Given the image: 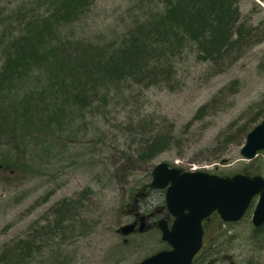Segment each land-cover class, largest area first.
Instances as JSON below:
<instances>
[{"label": "rangeland", "instance_id": "1", "mask_svg": "<svg viewBox=\"0 0 264 264\" xmlns=\"http://www.w3.org/2000/svg\"><path fill=\"white\" fill-rule=\"evenodd\" d=\"M26 1L32 2L0 0V7L19 8ZM139 4L138 0H93L89 11L64 32L92 42H118L141 15ZM157 4L159 0H154ZM240 9L244 20L264 23V0H243ZM263 57L264 41L220 70L190 54L180 62L171 85L133 87L118 96L111 93L109 106L101 108L97 103L86 115L78 113L84 118L65 131L70 135L63 139L65 147L53 145L47 154L34 149L25 169L0 166V253L6 245L26 238L41 246L26 264H136L165 247L159 233L125 236L118 231L136 215L133 205L140 204L134 198L145 193L157 164L219 175H264V151L252 160L243 159L240 150L246 137L227 138L239 126L250 123L253 128L264 119L263 114L251 122L264 106ZM236 79L238 83L223 90ZM202 105L206 107L198 114ZM150 124L172 141L149 160H141L138 149ZM70 200L75 201L79 222L73 229L63 224L64 229L61 226L54 233L56 209ZM255 204L256 200L237 222H225L216 214L205 223L204 248L210 262L264 264V248L250 239ZM148 207L144 213L160 210L151 203ZM210 246L212 254H208ZM201 262L199 257L196 264Z\"/></svg>", "mask_w": 264, "mask_h": 264}, {"label": "trees", "instance_id": "2", "mask_svg": "<svg viewBox=\"0 0 264 264\" xmlns=\"http://www.w3.org/2000/svg\"><path fill=\"white\" fill-rule=\"evenodd\" d=\"M138 1L141 15L115 43L73 38L64 32L89 11L93 0H32L19 8L0 7V166L25 169L34 149L47 154L53 145L65 147V131L84 118L78 113L86 115L97 103L109 106L111 93L171 85L180 62L190 54L220 70L264 41V23L243 19V0H159V5L154 0ZM263 114L264 106L251 122ZM249 125L233 128L227 138H245ZM149 131L138 149L141 160H149L172 141L153 124ZM63 202L56 209L54 233L63 224L73 229L79 222L75 201ZM250 239L264 248V226H253ZM5 247L0 264H26L41 246L24 238ZM213 249L208 247V254Z\"/></svg>", "mask_w": 264, "mask_h": 264}, {"label": "water", "instance_id": "3", "mask_svg": "<svg viewBox=\"0 0 264 264\" xmlns=\"http://www.w3.org/2000/svg\"><path fill=\"white\" fill-rule=\"evenodd\" d=\"M262 151L264 119L248 131L240 154L243 159L252 160ZM150 186L166 189L165 202L174 220L169 226L163 218L159 225L162 240L169 248L136 264H193L203 245V221L214 212H218L225 222L239 221L254 199L252 223L256 228L264 225V176L261 174L221 176L204 170L183 171L161 162L153 169ZM135 226V223H128L118 231L127 235L135 230Z\"/></svg>", "mask_w": 264, "mask_h": 264}, {"label": "flooded vegetation", "instance_id": "4", "mask_svg": "<svg viewBox=\"0 0 264 264\" xmlns=\"http://www.w3.org/2000/svg\"><path fill=\"white\" fill-rule=\"evenodd\" d=\"M143 189L145 190V193H140L139 194V197H142V199H140L139 197L138 198H134L135 202L138 201L139 204H140V205H137V204L133 205L135 213H136L134 218L131 220V222H135V224H136L134 233L142 234V233H146V232H155V233H159V237L162 240V231L160 229V225H159L160 221L159 220L161 218H165L168 221V225L169 226L172 225L173 220H174V216L169 213V211H168V209L166 207V203L164 201L165 190L166 189H164V188H162V189H157V188L154 189V188L150 187V184H148V186L143 188ZM141 195H143V196H141ZM149 203L152 204V208H154V206L155 207L156 206H160L159 207L160 210L159 211H156V210H150L149 211L147 209L146 212L144 213L143 211L145 210V208H149L148 207ZM216 214L218 215V213H216V212L213 213L212 215H216ZM212 215H210L208 218H206L203 221V226H204L203 246H202L201 250L195 256L194 264H195V260H197L199 257H201V261H202L201 264L209 262L210 258L207 256V254L205 252V248H204V246H205V234H206V224L205 223L210 219V217ZM141 227L143 228L142 230L140 229ZM163 242H164L165 247H163L161 249L169 248L168 244L165 241H163ZM232 263L233 262H231V264Z\"/></svg>", "mask_w": 264, "mask_h": 264}]
</instances>
